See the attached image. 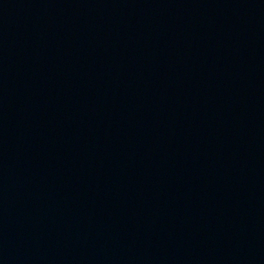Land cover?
<instances>
[{
	"label": "water",
	"instance_id": "obj_1",
	"mask_svg": "<svg viewBox=\"0 0 264 264\" xmlns=\"http://www.w3.org/2000/svg\"><path fill=\"white\" fill-rule=\"evenodd\" d=\"M0 264H264V0H0Z\"/></svg>",
	"mask_w": 264,
	"mask_h": 264
}]
</instances>
